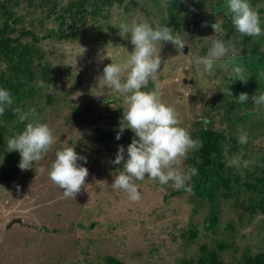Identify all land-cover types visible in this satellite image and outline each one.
I'll return each instance as SVG.
<instances>
[{"label":"rangeland","instance_id":"1","mask_svg":"<svg viewBox=\"0 0 264 264\" xmlns=\"http://www.w3.org/2000/svg\"><path fill=\"white\" fill-rule=\"evenodd\" d=\"M2 1L14 13L7 35L29 47L35 70L30 82L35 89H25L12 107L35 108L32 119L47 124L56 143L32 169L21 171L20 155L8 152L7 140L23 131L27 122L21 123L11 108L0 116V264H104L106 257L125 264H211L208 255L217 264H240L246 256L264 253V207H259L263 201L258 192L241 185L248 172L264 169V125L259 122H264V104L251 99L261 94L264 67L250 65L249 56L254 51L264 57V35L241 38L234 26L229 30L226 12L213 11L222 0H106L100 9L96 0ZM78 2L85 10L80 36L34 40L21 35L22 30H32L40 37L51 24L58 25L54 11ZM249 3L260 16L264 33V0ZM216 17L224 20L217 33L212 28ZM132 20L168 26L184 40L185 52L170 42L157 45L161 68L142 90L159 88L162 101L176 109L180 126L193 139L200 141L199 128L217 133L223 145L220 161L238 177L223 192L225 197L222 190L212 202L199 197L193 177L188 181L191 191L177 190L171 183L160 186L146 177L137 182L138 202L110 187L122 170V165L112 163L118 146H124L127 158L134 133L125 129L116 139L124 106L119 93L93 95L104 66L123 63L132 51L130 39L121 38L117 29L121 21ZM1 22L0 16V28ZM213 35L233 40L236 52L215 61L208 72L197 61L210 46L206 37ZM236 67L242 69L240 75ZM47 72L50 80L45 82L41 74ZM38 82L44 86L38 87ZM241 93L249 96L244 105L238 102ZM249 101L254 107L245 118L242 113L249 111ZM242 132L247 133V143L239 142ZM65 146L87 160L78 161L89 174L75 199L65 198L48 177L56 151ZM199 155L198 149L189 152L184 168L192 167ZM212 210L216 223L211 226ZM15 218L19 221L6 227Z\"/></svg>","mask_w":264,"mask_h":264},{"label":"clouds","instance_id":"2","mask_svg":"<svg viewBox=\"0 0 264 264\" xmlns=\"http://www.w3.org/2000/svg\"><path fill=\"white\" fill-rule=\"evenodd\" d=\"M228 7L232 13L233 26L241 38L264 35L260 16L249 0H228ZM223 24L224 20L216 17L212 24L215 33L222 30ZM117 29L118 35L130 39L134 47L123 63L112 61L104 66L97 78L93 96L105 97L108 91L119 93L124 106L116 139L121 138L125 129H130L134 136L127 146V158L124 146H118L112 163L122 165V170L113 176L110 187L124 191L132 202L141 199L137 182L144 181L146 177L158 181L160 186L171 183L177 190L191 191L188 181L198 175V169H185L183 164L189 152L201 147L202 142L193 139L188 129L180 126L179 114L174 107L162 101L159 88L142 90L147 88L150 80L157 78L161 68V48L157 45L170 42L177 51H182L186 44L179 33L173 34L172 28L160 25L153 27L145 20H132L131 23L121 21ZM206 39L210 40V46L197 63H203L204 70L210 72L215 61L234 54L236 47L233 40L225 41L216 35ZM234 71L237 75L242 73L240 67L234 68ZM38 86L43 87V82H38ZM228 94L231 96L230 91ZM248 99L247 93H241L238 102L244 103ZM251 99L254 104H264V93L254 95ZM14 101L10 90L0 88V116L6 108H11L21 123L27 122L23 131L8 138V152L19 153L18 167L21 171L30 170L44 159L56 143V137L47 124L32 119L35 108L24 111L20 107H12ZM247 140V133L242 132L239 142L243 144ZM78 161L87 163L86 158L78 155L74 147L65 146L56 151L55 160L48 169L49 179L63 191L65 198L75 199L89 174L88 169L78 164ZM235 162L234 159L230 164Z\"/></svg>","mask_w":264,"mask_h":264},{"label":"trees","instance_id":"3","mask_svg":"<svg viewBox=\"0 0 264 264\" xmlns=\"http://www.w3.org/2000/svg\"><path fill=\"white\" fill-rule=\"evenodd\" d=\"M104 1L106 0H96V2L99 3L97 6L99 7L100 5H103L105 3ZM3 2L5 1L0 2V16L2 18L0 28V64L1 62L4 64L3 69H0V88L10 90L11 94L15 98L14 102H17L23 97L25 89L31 91L32 89H35L34 84L30 83L32 78L35 77V70H32L31 68L33 58L29 47L25 44H19L17 38H12L7 35L8 21L14 17V13ZM227 5L228 0H222L220 3L216 4L213 11L224 10L226 12L224 14L226 17V25L229 26L228 28L231 30L233 26L232 13L231 11H226ZM84 12L85 10L83 9L81 2L68 3V5L52 13L55 20L58 22L57 26H53V24H51L50 28L40 37H36L32 30H22L21 35H30L34 40L44 39L47 37L61 39L71 38V36H80L79 32L81 26L79 24H81L80 20L85 17ZM169 16L175 25L174 29L177 30V22H175L172 14L169 13ZM77 22L78 24H76ZM212 23L213 21L210 22V24ZM249 56L251 62L250 65L255 68L264 67V57L262 54H254V51H252L249 53ZM41 76L45 82L50 80L48 72L41 74ZM251 82L252 79H250V83ZM36 84L38 86V83ZM258 87L259 92L261 94L264 93V81L260 83ZM236 88L239 89V87ZM247 90H249V88ZM244 103L241 104L244 105ZM249 103V111L242 113L245 118L249 116L250 109L254 107V104L250 101ZM71 110L73 112L74 108ZM259 122L264 125V122ZM211 132L212 133L204 128H199L197 131V135L202 142V146L198 148L200 155L197 162L192 165V167H196L198 169V175L193 176L192 178V186L196 195L204 197L206 200L212 202L219 190H222L220 192L221 196L225 197V193L223 192L229 190L231 186L230 182H237L238 177L230 175L229 167H225L224 161H220L223 156V145L221 140L219 141L217 133L212 130ZM261 160L264 164V156H262ZM241 183L244 188L259 193L261 200L263 201L262 204L260 203L262 206L259 204V207L262 209L264 207V169L259 168L256 174L248 172L246 175V181H242ZM210 214L211 215L208 220L209 224L212 226L216 223L215 210H212ZM203 249H205V247ZM208 260L211 264H217V261L213 260L211 255H208ZM201 261L202 258H200V262ZM104 264L125 263L113 257H106L104 259ZM240 264H264V253H256L254 255L246 256Z\"/></svg>","mask_w":264,"mask_h":264},{"label":"water","instance_id":"4","mask_svg":"<svg viewBox=\"0 0 264 264\" xmlns=\"http://www.w3.org/2000/svg\"><path fill=\"white\" fill-rule=\"evenodd\" d=\"M186 50H187V46L185 45V47H184V49L182 50V52H185ZM18 221H19L18 218L11 219V220L7 223L6 227H8L12 222H18Z\"/></svg>","mask_w":264,"mask_h":264}]
</instances>
